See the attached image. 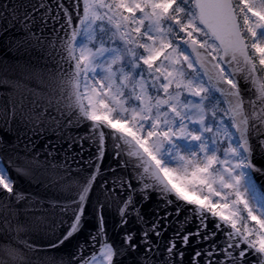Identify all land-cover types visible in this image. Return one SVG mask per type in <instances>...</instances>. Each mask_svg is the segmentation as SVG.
<instances>
[{
    "label": "snow or ice",
    "instance_id": "6c2138e0",
    "mask_svg": "<svg viewBox=\"0 0 264 264\" xmlns=\"http://www.w3.org/2000/svg\"><path fill=\"white\" fill-rule=\"evenodd\" d=\"M0 42V264H264V0H0Z\"/></svg>",
    "mask_w": 264,
    "mask_h": 264
},
{
    "label": "water",
    "instance_id": "95a60500",
    "mask_svg": "<svg viewBox=\"0 0 264 264\" xmlns=\"http://www.w3.org/2000/svg\"><path fill=\"white\" fill-rule=\"evenodd\" d=\"M15 55H16L15 53L6 50L3 47L2 42H0V60H4V59L12 60L15 57ZM21 218H23V209L21 211Z\"/></svg>",
    "mask_w": 264,
    "mask_h": 264
}]
</instances>
